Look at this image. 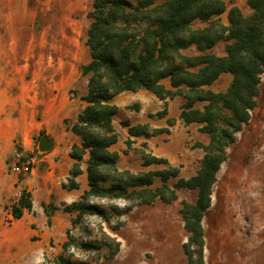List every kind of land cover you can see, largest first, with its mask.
Wrapping results in <instances>:
<instances>
[{
  "label": "trees",
  "instance_id": "obj_1",
  "mask_svg": "<svg viewBox=\"0 0 264 264\" xmlns=\"http://www.w3.org/2000/svg\"><path fill=\"white\" fill-rule=\"evenodd\" d=\"M247 3L252 12L246 15L240 6H228V0H94L88 13L92 19L87 39L91 61L82 69L84 75L90 74L89 90L83 96L87 105L72 125L83 142L72 147L76 162L70 180V186L77 187L74 177L82 172L81 161L89 154V189L78 201L64 204L67 212H77L72 224L81 221L85 214L104 212L91 202L93 198L125 199L130 201L128 209H132L135 205H152L157 199L172 203L178 199V188L197 189L196 202L182 201L180 211L188 232L183 248L188 264H206L203 219L212 205L218 172L228 159L227 149L249 124L258 105L264 73V0ZM226 12L229 24L221 18ZM196 19L208 25L194 27ZM220 40L227 42L224 56L212 51ZM193 48L196 53L187 52ZM223 73H231L232 82L226 91L216 92L210 85ZM166 79L170 87L163 82ZM139 89H147L161 100L183 96L186 102L181 118L186 123H202L200 130L209 135L210 141L198 146L205 155L195 175L179 177L180 169L167 158L144 150V165L168 167L139 173L119 169V152L111 149L120 136L113 122L118 113L113 99L124 91ZM198 102L204 103L203 108L195 107ZM166 112L167 102L158 115ZM123 123L131 136L169 132V127ZM174 124L170 118L168 125ZM132 143L131 138L126 140L129 148ZM156 178L161 184L153 188ZM172 178H177L174 184H170ZM32 207L31 192L23 190L12 205L13 218H22L24 210ZM70 232L69 240L62 245L64 251L71 245ZM109 237L113 244L108 245V253L98 255L100 258H113L120 251L121 241ZM82 247L100 253L102 245L85 242ZM54 262L75 264L63 253Z\"/></svg>",
  "mask_w": 264,
  "mask_h": 264
},
{
  "label": "rangeland",
  "instance_id": "obj_2",
  "mask_svg": "<svg viewBox=\"0 0 264 264\" xmlns=\"http://www.w3.org/2000/svg\"><path fill=\"white\" fill-rule=\"evenodd\" d=\"M93 2L94 0H0V68H16L20 72H27V78L31 80L46 73L47 68L52 65L51 61L53 65L62 61H74L76 57L70 53L72 50L75 51L78 62L90 60L87 39L92 19L88 13L93 8ZM232 3L241 6L246 15L252 12L247 0H228V6ZM221 18L225 24H229L227 12ZM207 25L208 22L200 19L193 22L194 27ZM226 43L220 40L213 49L217 54L226 53ZM232 78L231 73H224L210 87L217 92L226 91ZM140 91L142 92L130 93L145 102L146 108H161L157 100L145 94L155 96L151 91ZM119 101L122 110L115 117V125L121 131L125 128L123 122L128 118L129 111L138 109L141 103L139 100L131 101L125 95ZM202 106L203 104H196V107ZM177 108L178 102H175L173 113L177 112ZM158 114L157 112L153 116ZM182 123L184 122L181 121ZM181 124L177 123L171 131V134L176 131L179 133L173 137L170 145L154 148L156 155L178 157L184 153V143L185 153L193 154L190 149L209 142V136L200 132V124ZM192 133L198 137H194ZM185 134L189 136L186 138ZM191 134L194 138H191ZM144 138L134 139L130 148L126 139L114 145L113 148L120 153V170H130L132 173L148 170L141 164V151H148ZM237 140V143L227 149L228 159L218 172L212 205L203 219L206 264H264V73L258 105L252 111L250 123L238 134ZM191 160L195 162L194 166L198 165L196 155ZM167 167L165 164L154 165L153 170H164ZM10 169L11 165L8 174L15 176V172ZM189 175L185 172L183 176ZM18 177L23 175L19 174ZM170 182H174V179ZM160 183L158 180L156 186ZM13 201L14 198L11 197L2 207L1 218L6 229L10 226L8 214L12 212ZM91 202L101 206L104 212L85 214L81 221L72 224L69 229L72 241L68 250L64 251L62 247L69 240L68 230H47L56 235L45 240L47 249L44 251L37 244L8 246L10 230H4L0 235L3 242L0 264H56V256L62 253L75 264H188L183 248L188 232L180 211L181 201H159L155 205H135L132 209H128L130 201L125 199L93 198ZM49 209H54V206L50 204ZM163 216L167 219L164 220ZM109 236L121 241L120 251L113 258H100L98 255L108 253V245L113 244ZM38 239H42V236L32 238L33 241ZM85 242L101 244L100 253L83 248L82 244ZM167 253L170 263L164 257Z\"/></svg>",
  "mask_w": 264,
  "mask_h": 264
},
{
  "label": "crops",
  "instance_id": "obj_3",
  "mask_svg": "<svg viewBox=\"0 0 264 264\" xmlns=\"http://www.w3.org/2000/svg\"><path fill=\"white\" fill-rule=\"evenodd\" d=\"M192 50L195 49L193 48ZM212 51L216 53L214 49ZM70 53L73 57H76L74 61H62L57 65H53L51 61L50 64L52 63V65L47 68L46 73L31 80H28L27 72H20L16 68H0V235L5 232L4 230H10L8 235V246L10 247L29 243L42 246V251L46 250L45 240L56 235V233L54 234L47 230H69L72 227V219L77 212H67L64 204L69 205L74 201H78L82 194L89 189L87 172L89 154H86L81 161L82 172L74 177L77 187H71L70 180L72 179V169L76 162L71 155L72 147L73 145H82L83 142L82 136L72 130V125L78 121L79 115L87 105L83 96L89 90L88 78L90 74L84 75L82 69L91 59L86 62H78L75 51L72 50ZM217 55L224 56L226 53ZM163 82L170 87L168 79ZM140 90L132 92H142ZM145 94L153 100H157L161 108L158 110H153L150 107L146 108L145 102L138 96L133 97L130 91H124L113 99V103L118 106V113L113 118L115 128V117L122 110L121 99L119 101V98L125 95L131 101L139 100L141 103L138 109L129 111L128 118L125 121H129L131 125L149 124L152 128L169 127V132L158 133L148 137L131 136L128 132V127L124 125L125 128L121 131L116 129L120 132L118 142L131 138L134 143V139L145 137L144 143L148 146L147 152L156 155L154 148L164 144L170 145L173 137L179 133L176 131L171 134L177 123L181 124V121H183L184 123L181 125L196 123L202 126V123L199 122L186 123L181 118V111L186 102L183 96L178 95L174 98L161 100L154 93L155 96L149 93ZM183 99L184 102H182ZM166 102V114L160 115V118L155 120L158 115L155 117L153 115L162 111ZM175 102H178V108L177 112L173 113L172 108ZM196 104L204 105L203 102ZM198 108H203V106ZM139 114L141 116H138ZM170 118L175 120L173 126L168 125ZM200 132L202 131L200 130ZM239 133H237V139ZM164 134L167 136H163ZM192 134L190 135L191 138L198 137L197 134H193L194 137H192ZM185 136L187 138L189 134H185ZM44 137L47 139L46 142H43ZM208 143L203 142L202 144ZM114 145L111 146L112 150L116 149L113 148L115 147ZM18 149L25 153L34 154L36 157L31 173L20 178L12 169L10 170L15 176L8 174L9 165H13ZM184 149L185 143L184 153L179 154L178 157H172L169 154L162 156L158 152L156 153L159 155L156 156L167 158L173 166L178 165L176 167L180 169L179 177L189 178L200 169L205 151L201 147H197L190 149L193 153L191 154L190 152L185 153ZM194 155L199 160L197 166H194L195 162L191 160ZM141 164L148 169L147 171L153 170L154 165H161L150 164L146 166L142 157ZM191 164L192 167L190 168ZM190 169H192V172ZM185 172L190 174L189 177L183 176ZM172 179H174V182H170V184H174L177 180V178ZM158 180L160 179L156 178L153 188L156 187ZM23 190L31 192L33 207L30 210L25 209L20 219L13 218L12 212L8 214L11 220L8 222L10 224L9 228L6 229L1 218L2 207L5 203H8L11 197L14 198V203L17 202ZM177 193L178 199L174 203L179 201L182 203L183 200L194 203L198 198L197 189L178 188ZM159 201L164 202L161 199H157L152 205L159 203ZM50 204L54 205V209L48 210ZM163 219L167 218L163 216ZM36 235L42 236V239L33 241L32 238ZM2 245L3 242L0 239V249ZM168 255L169 253L165 254L164 257L170 263V256Z\"/></svg>",
  "mask_w": 264,
  "mask_h": 264
},
{
  "label": "built area",
  "instance_id": "obj_4",
  "mask_svg": "<svg viewBox=\"0 0 264 264\" xmlns=\"http://www.w3.org/2000/svg\"><path fill=\"white\" fill-rule=\"evenodd\" d=\"M35 162L36 157L34 154L25 153L18 149L15 154L12 170L18 175H28L31 173Z\"/></svg>",
  "mask_w": 264,
  "mask_h": 264
},
{
  "label": "water",
  "instance_id": "obj_5",
  "mask_svg": "<svg viewBox=\"0 0 264 264\" xmlns=\"http://www.w3.org/2000/svg\"><path fill=\"white\" fill-rule=\"evenodd\" d=\"M46 140H47V139L44 137V138H43V142H46Z\"/></svg>",
  "mask_w": 264,
  "mask_h": 264
}]
</instances>
